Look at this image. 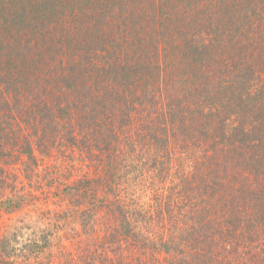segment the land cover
Segmentation results:
<instances>
[{
    "label": "trees",
    "instance_id": "trees-1",
    "mask_svg": "<svg viewBox=\"0 0 264 264\" xmlns=\"http://www.w3.org/2000/svg\"><path fill=\"white\" fill-rule=\"evenodd\" d=\"M54 74L50 97L70 101L40 108L23 144L31 188L0 163L2 209L44 202L52 218L12 226L0 264H209L222 247L247 264L264 211V0H0V142ZM73 153L83 168L63 182Z\"/></svg>",
    "mask_w": 264,
    "mask_h": 264
},
{
    "label": "rangeland",
    "instance_id": "rangeland-1",
    "mask_svg": "<svg viewBox=\"0 0 264 264\" xmlns=\"http://www.w3.org/2000/svg\"><path fill=\"white\" fill-rule=\"evenodd\" d=\"M28 39H25L27 41ZM28 49H24L23 55L27 54ZM48 63H52L51 59L47 56L45 58ZM34 66H36V70L40 69L39 66H44L45 68L49 67L47 63L44 62L40 64L39 61L34 62ZM55 74L52 77H47L44 81H41L40 85L35 86L38 88L36 95H30L27 101H25V114L21 113L22 115H18L17 113V124L15 126L16 131L11 132L8 137L4 138V142L1 141V149L3 154L0 155V163L3 164L10 172H11V180L14 182L13 184L19 183L20 185H23L25 183V186L27 189H30L32 185L28 184L25 180V177L23 174L27 173V170L25 169L26 162L24 155L22 154L23 151V144L25 141L29 142H36L37 141V133L39 131V128L41 127V120L42 114L39 111L40 108H42V111H47V107L50 105L55 106L57 108L58 104H66L67 101L61 94L60 90H55V95L53 98L50 97V91L52 90L54 85H50L51 82L53 84L55 83L56 79L54 78ZM21 80L23 81L24 78L21 77ZM20 82L23 84L24 82ZM26 91L21 90L19 96H26ZM37 95H41V97L37 98ZM61 95V96H60ZM1 97V96H0ZM36 97V98H35ZM50 101V102H49ZM53 102V104L51 103ZM40 103V104H39ZM39 104V105H38ZM5 109V107H3ZM12 108L13 110L16 109V102L13 98L12 101ZM51 109V108H50ZM10 114V113H7ZM56 117V116H55ZM58 118V117H57ZM38 154V152H36ZM71 156H62L61 158L57 159L56 164L58 168L64 167L68 171V173L62 178L63 182H69L73 181L77 176H79L80 169L83 166L82 159L75 155V153L70 154ZM50 161H47V165H50ZM55 165L53 164L52 167ZM83 168V167H82ZM16 176V177H15ZM253 188V187H252ZM38 196H42V194L38 191L35 192ZM36 198V197H34ZM247 198V200H246ZM245 198V205L248 201L250 203V206H252L253 200L251 199L250 191L246 195ZM253 198V197H252ZM251 199V200H250ZM253 201V202H252ZM243 203V204H244ZM248 204V203H247ZM245 205H243L245 209ZM65 206V204H64ZM42 207L40 211H37L32 206V203H29L25 206L23 211H20V213H8L2 207L0 206V238H2L3 234L7 235L12 229V226L15 224H20L19 222L24 219V217H36V223L42 224L45 226V219L46 218H52L51 213H48V206L42 202ZM54 207L51 206V209ZM259 210V213H256V215H260L259 218V226L256 230L252 231L248 235V243L246 247V251L248 252L247 256V264H264V211H261V208L256 209ZM246 211V210H245ZM253 216V215H251ZM254 217V216H253ZM73 217L62 215L63 220H67L71 222L72 224H75V220L72 219ZM247 222L252 220L250 216L246 218ZM44 226L41 227V230L44 228ZM253 226V225H252ZM251 226V227H252ZM250 227V229H251ZM71 226H69V230H65V234H70ZM249 229V231H250ZM253 234V235H252ZM212 245H219L216 243H213ZM67 249L70 250V244L67 243ZM238 248V247H237ZM54 250H63L58 245L53 248ZM237 250V249H234ZM253 252L258 256V258L251 257ZM214 257H206V260L209 264H235L234 263V253L233 251L229 249H223L220 248L219 250L215 251ZM243 255V254H241ZM244 260V255H243ZM242 260V262H243ZM217 261H221V263H216Z\"/></svg>",
    "mask_w": 264,
    "mask_h": 264
}]
</instances>
